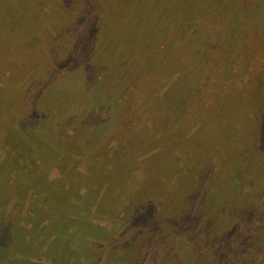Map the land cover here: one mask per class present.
I'll return each instance as SVG.
<instances>
[{
    "label": "rangeland",
    "instance_id": "1",
    "mask_svg": "<svg viewBox=\"0 0 264 264\" xmlns=\"http://www.w3.org/2000/svg\"><path fill=\"white\" fill-rule=\"evenodd\" d=\"M26 1L25 42L0 25L8 264H60L53 242L76 264H264V0Z\"/></svg>",
    "mask_w": 264,
    "mask_h": 264
},
{
    "label": "trees",
    "instance_id": "2",
    "mask_svg": "<svg viewBox=\"0 0 264 264\" xmlns=\"http://www.w3.org/2000/svg\"><path fill=\"white\" fill-rule=\"evenodd\" d=\"M26 0H1V2H0V5H2L1 7H0V25H4L6 28H5V30L6 29H8V31L9 30H12V29H14V32L15 33H17L19 36H21L20 38H22V40L25 42V39L26 38H28V34H29V32H27V31H30V29L29 28H26V26H27V24L25 23V19L27 18L26 16H24V12H27V9H26ZM28 2H31V0H28ZM4 4V5H3ZM7 18V19H6ZM9 18H11L12 19V23L11 24H9ZM15 24H16V26L17 25H21L19 28L18 27H16L15 26ZM14 26V27H13ZM7 33L8 32H6L5 34H2V33H0V37L3 35V37H1V38H6L5 36L7 35ZM23 43V42H22ZM21 44V43H20ZM92 81H93V79H92ZM65 113H67V111H66V109H65ZM57 116H59V114L57 115ZM62 118H64V116H62V115H60ZM237 152V159L236 160H238L239 161V159L241 158V157H244L245 156V154H248V152H247V150H237L236 151ZM233 155V154H232ZM20 160V159H19ZM15 164V167L17 166V164H16V162L14 163ZM4 165V164H3ZM1 163H0V170H5V168H6V166H3ZM10 168H11V166H10ZM116 170H119L118 168L116 169ZM113 176H115V174H111V175H109L108 177L109 178H111V177H113ZM215 182H217V181H215ZM210 183H212L213 184V181L211 180L210 181ZM214 185V188H215V186H216V184H213ZM239 193V192H238ZM217 195H216V192H215V195H214V193H212V198L209 200V201H211V202H213V201H215L216 202V204H217V201H216V197ZM219 196V195H218ZM24 200H25V198H24ZM24 200H22V201H24ZM238 200H239V198H238ZM101 203H103L102 201H100ZM207 202V201H206ZM249 203H251L250 202V200L248 201ZM237 203V202H236ZM206 204V203H205ZM221 204L223 205V206H227V201H225V199H223L222 201H221ZM253 204H254V202H253ZM244 205H245V203H244ZM251 206V205H250ZM250 206L249 207H247V210H246V212L247 211H249V209H250ZM214 207V206H213ZM213 207H211V206H207V207H205L206 208V210L207 211H204V212H209V211H212V208ZM202 213V212H201ZM217 213H215L214 211H212L211 213H210V215L209 216H215ZM249 216H250V218H254V215L252 216V213H250L249 214ZM0 221H4V220H0ZM1 223H3V222H1ZM256 223H257V220H256ZM15 226H16V228H18V229H21V226H23L22 225V221H15V224H14ZM24 227V226H23ZM13 228H15V227H13ZM208 235H207V240H208ZM211 243H215V244H213L212 245V248H216L215 246L217 245V242L216 241H214V239L213 238H210V240H209ZM14 244H15V248H16V251H18V252H21V251H23V249L26 247V248H29L28 247V245H32L33 243H31V241L29 240V241H26V240H24V238H20L18 235H14ZM81 242V241H80ZM20 246H25V247H20ZM58 247H59V244L57 243V242H53L52 244H51V250H53V249H55L56 248V250H58V256L61 258V261H60V264H76V262L75 261H73V262H71L67 257H66V255H64L63 253H65V250H69V247L68 246H64L63 248H62V254L59 252V249H58ZM82 248V247H81ZM67 250V251H68ZM9 251H12L13 252V249L11 248V249H7V248H5V247H0V260H3V261H6V263L8 264V259H6V257H8L7 256V252H9ZM71 253H72V251H70ZM56 253H57V251H56ZM76 253V252H75ZM165 258H168V255L165 257ZM202 259H204V256L202 257ZM21 260V262H23V264L24 263H26V264H37V263H35V262H29V260H26L25 258H22V259H20ZM56 262V258H54V260H53V264ZM185 262V261H184ZM201 262H203V261H201ZM201 262H200V264H201ZM186 263V262H185ZM187 264H190V256L188 255V263Z\"/></svg>",
    "mask_w": 264,
    "mask_h": 264
}]
</instances>
